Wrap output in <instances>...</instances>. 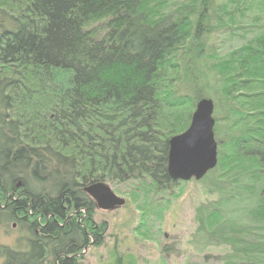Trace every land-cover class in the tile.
I'll list each match as a JSON object with an SVG mask.
<instances>
[{"label": "trees", "instance_id": "16d2710c", "mask_svg": "<svg viewBox=\"0 0 264 264\" xmlns=\"http://www.w3.org/2000/svg\"><path fill=\"white\" fill-rule=\"evenodd\" d=\"M14 1L19 12L0 7V227L27 236L0 248L2 264H81L102 247L109 226L94 220L92 184L133 183L152 216L153 198L180 183L169 140L201 100L222 116L217 166L200 179L216 196L195 208L187 244L223 248L218 264H264V112L262 128L237 129L243 90L264 84V25L223 57L208 46L264 0Z\"/></svg>", "mask_w": 264, "mask_h": 264}, {"label": "rangeland", "instance_id": "374dc122", "mask_svg": "<svg viewBox=\"0 0 264 264\" xmlns=\"http://www.w3.org/2000/svg\"><path fill=\"white\" fill-rule=\"evenodd\" d=\"M184 1L172 0L170 9ZM219 1L216 0L215 4ZM0 7L15 13L20 11V6L14 0H0ZM263 25L264 12L259 8L244 11L243 18L237 14L232 31L217 32L209 38V52L214 50L217 57H223L248 41L252 37L251 32ZM238 102L242 105L244 119L237 129L262 128L259 118L260 112H264V84L252 83L243 90ZM220 114L221 111L215 107L213 118L218 116L220 119ZM218 125L223 127L224 123L220 121ZM222 151L226 152V149L222 148ZM201 181L191 179L180 182L173 193L157 194L152 201V216L146 218L136 205L137 190L133 183L103 182L117 197L125 200L127 207L124 205L112 212L96 209L95 222H107L109 226L105 244L99 248L89 247L83 254L81 264H115L114 254L121 258L122 264H218L215 256L222 253L223 248H209L201 254L187 244L196 228L193 220L195 208L216 196L207 194ZM26 236L24 228L17 222H9L0 227V248L22 249ZM164 246L170 248L166 259L161 253ZM204 254H209V259L204 260Z\"/></svg>", "mask_w": 264, "mask_h": 264}, {"label": "water", "instance_id": "95a60500", "mask_svg": "<svg viewBox=\"0 0 264 264\" xmlns=\"http://www.w3.org/2000/svg\"><path fill=\"white\" fill-rule=\"evenodd\" d=\"M212 114V101L201 100L187 129L169 140L168 172L174 181H199L217 166L218 147ZM83 191L100 211L112 212L125 205V200L117 197L105 183L92 184Z\"/></svg>", "mask_w": 264, "mask_h": 264}]
</instances>
